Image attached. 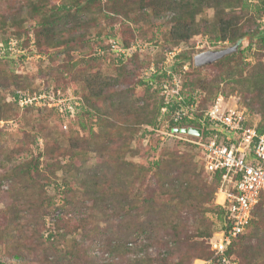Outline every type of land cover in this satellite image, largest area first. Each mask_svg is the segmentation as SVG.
Returning a JSON list of instances; mask_svg holds the SVG:
<instances>
[{
  "label": "rangeland",
  "instance_id": "obj_1",
  "mask_svg": "<svg viewBox=\"0 0 264 264\" xmlns=\"http://www.w3.org/2000/svg\"><path fill=\"white\" fill-rule=\"evenodd\" d=\"M31 1L0 0V40L8 36L29 40L24 53L16 47L15 59L3 60L6 69L21 77L0 85V102L13 105L9 100L16 90L37 87L42 82L71 87L84 96L89 94L90 99L88 109L68 121L67 126L49 108L18 110L13 105L14 109L6 113L7 123L0 129V264H163L166 258L168 264H200V259L208 254L211 234L220 228L219 209L212 210L206 204L199 211L173 202L168 211L170 220L157 229L136 232L146 217L138 218L131 202L142 195L155 196L159 201L161 198L154 172L135 178L136 170L133 172L131 167L128 199L123 206L115 207L110 198H103L110 209L94 198L93 180L98 175L104 177L99 181L106 188L110 179L103 171L110 177V173L120 169L116 160L147 168L149 162L158 158L159 152L149 147L161 143V139L149 128L158 120L156 108L161 97L159 90L147 83V76L152 62L161 68L168 50L180 52L177 71L185 81L199 75L215 83L212 93L200 88L202 107L217 92L216 95L223 93L228 97L236 95L251 110L252 118L257 117L254 114L260 113L250 108L253 97L246 83L237 82L241 76L219 79L221 71L214 65L216 61L191 73L196 54L233 44L217 40L202 29L180 43L168 40L165 34L174 13L149 16L148 7L139 10L140 0H115L114 4V0H79V7L70 6L69 11L58 9L68 0H49L47 14L58 20L50 40L44 41L37 32L42 17L32 13ZM259 2L246 0V5L235 9L243 13L240 24L253 34L251 50L250 34L240 39L238 50L247 54L244 73L251 68L248 62L254 61L253 52L259 47L256 32L264 28V0L263 11L257 7ZM205 18L213 24L214 9L208 8L200 15L196 25L204 23ZM114 45L137 54L118 62L110 55L118 53L112 50ZM179 46L181 51L172 50ZM261 52L264 54V49ZM20 55H26L24 61L16 62ZM102 81L109 84H103L102 94L96 96L97 83ZM146 100L152 104L151 109L141 108ZM127 101L140 109L132 107L127 113ZM171 148L179 154L192 155L196 177L205 178L197 152L190 144L182 141ZM24 163L38 165L33 170V180L21 182L12 177L11 169ZM121 213H126L127 219L120 221ZM51 231L54 236L50 238ZM180 235L185 246V241L192 238L198 257L190 261L181 258L179 246H175ZM163 242L174 245L173 257L161 245ZM118 244L122 249L114 250ZM236 252L248 264H264V224L255 231H246Z\"/></svg>",
  "mask_w": 264,
  "mask_h": 264
},
{
  "label": "trees",
  "instance_id": "obj_2",
  "mask_svg": "<svg viewBox=\"0 0 264 264\" xmlns=\"http://www.w3.org/2000/svg\"><path fill=\"white\" fill-rule=\"evenodd\" d=\"M112 1L113 0H110V2ZM140 1H141V6H139V10L148 7L149 9L147 8L148 10L146 13H148L149 16L152 15L160 16L162 13H168V12L174 13L173 16L170 18V23H171L170 28L169 30L166 31L165 34V37L168 40H173L176 43H180L184 40H188L193 34L199 32V30L202 29L204 32L212 33L213 37L217 40H223V41L228 40L229 42L234 44L242 37H245L248 34H250L251 37H250V44L248 46V49L251 50V47L253 45V34L246 31L244 26L240 24L242 18L241 15H243V13L241 11L235 10L239 6L246 5V0H140ZM114 3L115 0L113 4ZM48 5H49V0L31 1L32 13L34 12L35 14H39L42 17L38 22L41 28L37 32L40 39L43 38L44 41L46 39L50 40L49 38L51 34L54 32L55 24L58 20V18L55 17V15L52 17L48 16L46 10ZM70 6L79 7V0H68L67 2L63 3L61 6H58V9L59 10L65 9L69 11ZM125 6L126 5H124L123 7ZM257 7H259V9L263 11V0H260L259 4H257ZM208 8L214 9V18H215L214 23L208 24L205 18L204 23H200V25H196L197 24L196 19L200 15L205 13V11ZM67 14L65 13V15ZM262 16L263 13L260 15V17ZM256 34H258L259 47L258 50L253 52L254 54L252 56L254 57V61L248 62L251 65V68L249 70H246V73H244V70L246 68L243 66V64L245 62V58L247 57L246 56L247 54L244 55L245 54L244 50H238L230 54H227L223 58H220L218 61L214 62V65L218 66L219 70L221 71V75L219 76V79L221 80L225 78H233L236 75L242 77L239 78L237 82L240 84L246 83L247 91L251 92L253 99L251 102L252 106L250 108L258 109L261 115L259 128L262 129L264 128V54L261 52V50L264 49V28L259 29L256 32ZM10 38L11 37L8 36L6 38H2V40L0 41H4L5 44L8 45ZM21 38L23 37L20 36L17 37V39H19L18 45L19 47H24V45H27L29 43V40L26 38V41L22 42L20 41ZM40 39L38 38L39 41H41ZM37 45H38V50L42 52L39 44ZM135 53L137 54V52H133L130 54H124L120 56L113 54L110 55L113 57L114 60H117L118 62H125L131 59V57ZM14 57H15L14 55L10 56L9 54L0 55V85L2 83L4 84L8 83L11 78L15 79L21 77L20 75L15 74L14 70L9 71L3 65V60L6 59L14 60L15 59ZM19 57L20 58L17 59L16 62H19L20 60L24 61L25 59L24 55H20ZM191 65H192L191 73L201 70V67L197 66L195 64V61H193ZM147 83L150 84L149 79H147ZM97 84L99 85V88L98 91L94 93L96 96H100L103 92L104 85L106 86L109 83L108 81H102L101 83H97ZM185 84L186 86L189 85L188 87L190 89L205 88L212 93L213 92L212 88L215 83L207 81L206 79L198 75L196 78H190V79L188 78ZM57 86H60L65 90L69 88V87L66 88L62 84H57ZM110 86H111V80H110ZM27 88L35 89L36 87L26 86L23 88H19L18 90L27 89ZM18 90H16L15 92H17ZM74 91L78 95H80L83 99V104L79 107V111L77 113L78 116L81 115V113L84 110L88 109L87 99H90V96L89 94L88 96H84V94H81L76 90ZM216 94L214 98L216 97ZM11 103L18 110H22L16 103L14 102ZM8 105L10 104L0 102V119H4L7 121V118H5L6 113L10 111L11 108H13V105H10V107ZM127 105H128L127 113L132 111L130 110V108L135 107V105L134 104L131 105L129 101H127ZM160 106H161V102L159 103V105H157L156 108L158 115L160 114ZM29 108H33V107H29ZM141 108L151 109L152 104L148 100H146L145 105L142 106ZM49 109H52L59 115L61 124L64 125V118L58 112V110L55 108H49ZM139 109L140 107L134 108V110H139ZM88 113H91V111H89ZM158 115H156V117H158ZM156 122H157V118L154 124H156ZM197 123L198 122H196L192 118H186L185 120L177 124V126L188 127L195 125ZM160 141L161 143H159L158 141L156 145L149 147V150L159 152V156L155 160L149 162V166L147 168L143 166L132 165L128 162L126 163L124 160L121 159L116 160L117 165L119 167L122 166L120 169H116L114 172L110 173V177L108 173H105V171H103V173L106 175V178L110 179V186L106 188L102 186L101 182L99 181L104 177L98 175L95 178L96 180L95 179L93 180V184L96 187L95 190H93L94 198L98 200V202L103 203V205L108 209L111 208L110 204L112 203L115 207L118 205L123 206L122 203H124V201L128 199L126 197L128 196L126 192V188L128 183L130 182V177L132 176L134 170H136L137 173L136 176H134L133 174V177L135 178L136 177L143 178L145 175L148 174L149 171H153L159 183L161 198L159 201V198L155 196L153 197V196L142 195L141 198L131 202L133 203V208L137 209V217L141 218L143 215L146 217V221L140 222L134 231L142 232L145 231L146 229H152V230L157 229L159 225L162 226L163 222L165 223L171 218V214H169L168 211L173 202H177V204L180 207L189 208V209H199V211L204 210L205 207L204 205L209 204L210 207H212V210L216 211L219 209L221 213L220 218H223L225 216V210L214 202L215 199L214 195H216V192L218 191V187L221 182V175L216 174L213 177V179H210L209 175L203 169L202 171H204L206 174L205 175L203 173V176L205 178H201V175L196 177L197 166L193 160L194 157L192 155L179 154L176 150L171 148L173 145L182 141L177 139H170L169 141H162V140ZM131 167L133 172H129ZM36 168H38L37 164H32V163L18 164L11 169V173L13 175L12 177H14V179H18V181L21 182L33 180V170ZM103 198H110V204L105 201L106 199ZM49 203L50 204L54 203V201H49ZM119 219L120 221L127 219L126 213H121ZM262 224H264V192L262 193L261 199L254 209L252 220L248 225L246 231H248L249 229L255 231L261 228ZM120 225H123V223H121ZM19 226L21 227V225ZM131 233L132 232H129L128 234L130 235ZM49 235L50 238L54 236V234H52V231L50 232ZM212 235L213 233L211 234L209 239L208 254L206 257H204V259H208L213 256V250L210 244ZM243 235H245V233L233 240L232 245L228 248L227 254L230 257L237 259L240 262V264H248L236 252V245L239 243ZM181 236L182 235H180V237L178 236L179 239L175 245V246H179L178 254L181 255V258L183 260L186 259L190 261L191 258L198 257L197 254L194 253L197 251V249L196 246L194 247L193 242L191 241L192 238H188L185 241L187 243V245L185 246L183 244L184 241L181 240ZM62 237L64 238V235ZM188 242H191L192 244H189ZM161 245L164 247L166 246V248L170 250V258L175 255L173 253L174 245L170 246L167 242H163L161 243ZM120 249H122V245L118 244L114 250H120ZM168 259L169 258L164 259L163 264H168Z\"/></svg>",
  "mask_w": 264,
  "mask_h": 264
},
{
  "label": "built area",
  "instance_id": "obj_3",
  "mask_svg": "<svg viewBox=\"0 0 264 264\" xmlns=\"http://www.w3.org/2000/svg\"><path fill=\"white\" fill-rule=\"evenodd\" d=\"M20 41L24 42V39ZM18 43L19 39L14 37L9 39L8 45L0 41V55L12 56L16 47L24 53L25 46L19 47ZM112 50L119 56L133 53L127 52L130 48L120 49L116 45ZM172 50L181 51V47ZM168 51L161 68L152 62L147 76L150 85L159 90L161 97L158 120L149 131L162 141L177 139L187 142L197 152L198 161L210 179L216 174L221 175L214 202L225 210V216L210 240L213 256L200 260V264H240L227 252L233 240L246 232L264 192V128H259L261 115L256 113L257 117L252 118L251 110L236 95L228 97L223 93L202 107L203 90L190 89L183 75L177 71L180 52ZM9 101L22 110L29 107L55 108L63 116L65 126L77 116L83 104L82 97L71 87L65 90L55 83L43 82L35 89L18 90ZM186 118L198 123L188 127L177 126ZM6 123V120L0 119V128ZM182 128H197L201 133L183 132Z\"/></svg>",
  "mask_w": 264,
  "mask_h": 264
},
{
  "label": "water",
  "instance_id": "obj_4",
  "mask_svg": "<svg viewBox=\"0 0 264 264\" xmlns=\"http://www.w3.org/2000/svg\"><path fill=\"white\" fill-rule=\"evenodd\" d=\"M240 44H241V40L237 41L233 45H229V46H226L224 48L200 52V53L196 54L194 57L195 64L197 66H203L206 64H210L214 61H217L218 59L223 58L227 54L238 51V49L240 48ZM176 130H178V129H176ZM181 131L190 132V133H194V134H198V135L201 133V130H199L197 128H189V129L182 128Z\"/></svg>",
  "mask_w": 264,
  "mask_h": 264
}]
</instances>
